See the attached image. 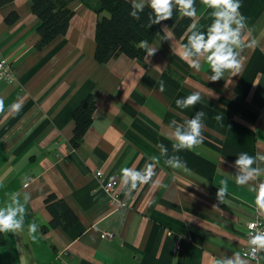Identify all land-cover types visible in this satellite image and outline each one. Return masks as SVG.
Wrapping results in <instances>:
<instances>
[{
  "label": "crops",
  "instance_id": "obj_1",
  "mask_svg": "<svg viewBox=\"0 0 264 264\" xmlns=\"http://www.w3.org/2000/svg\"><path fill=\"white\" fill-rule=\"evenodd\" d=\"M93 2L69 0L73 15L66 34L40 50L35 48L40 21L31 1L0 7V59L14 73L12 81L0 83V207L18 198L26 208L23 230L3 232L8 251L19 264H214V258L236 253L251 264L242 251L247 222L264 217L251 190L259 181L242 187L231 178L242 152L258 155L254 167L264 169V0H240L251 31L238 50L242 67L216 82L209 81L206 57H199V69L180 57L189 28L181 37L168 40L164 34L147 44L142 61L120 55L96 63L99 16ZM195 7L192 22L206 31L211 10L201 0ZM12 11L18 18L8 25L4 19ZM194 92L202 97L195 106L177 108V99ZM89 95L96 109L73 149L72 114ZM197 111L205 113L202 144L173 152L176 126ZM152 156L160 160L152 180L126 196L120 170L141 171ZM172 156L186 162L191 174L165 165ZM224 178L228 192L218 203ZM110 181L108 195L103 185ZM48 194L76 215L68 230L41 231L51 218L44 206ZM32 222L39 226L35 234L28 231Z\"/></svg>",
  "mask_w": 264,
  "mask_h": 264
},
{
  "label": "clouds",
  "instance_id": "obj_2",
  "mask_svg": "<svg viewBox=\"0 0 264 264\" xmlns=\"http://www.w3.org/2000/svg\"><path fill=\"white\" fill-rule=\"evenodd\" d=\"M210 11L212 23L207 27L206 31H201L197 24L193 22L189 25L191 35L187 37V43L181 44L182 53L180 57L187 61L191 59L190 67L199 69L201 63L200 56L206 57V62L212 72L209 77L210 82H216L224 78L226 73L238 72L241 67V59L239 49L244 46L245 40L251 36V31L247 28L246 17L243 16L239 9L241 7L240 0H201ZM145 5L151 10V16L148 17L146 27L160 24L172 18V8L176 7L182 17L192 19L197 16L195 0H132L131 11L129 15L139 20V13L144 11ZM155 17L153 19L152 17ZM161 31L165 34V39L174 38V33L167 25ZM156 50H153L152 55ZM165 85L160 82L159 91L164 92ZM199 92H194L184 99L175 101L177 108L185 109L195 106L200 100ZM15 109H19L20 105H13ZM4 111L3 100L0 99V112ZM205 113L197 111L196 114L182 125H177L172 144L173 152H181L183 150L193 151L203 142L202 131L204 128L203 118ZM221 117H217L220 119ZM174 124L175 121H172ZM162 154H166V150L161 148ZM258 156V155H257ZM257 156H251L246 152L240 153L232 167L237 169V174L232 177V181L238 186H249L250 181L258 180L251 190L256 193L255 203L259 209H264V180H260L264 176V169L254 167ZM152 162L146 163L144 169L136 171L133 168L124 167L120 170L122 183L126 186L125 195L131 196L132 192L138 189L139 185L147 184L155 175L157 165L160 164L158 157L149 158ZM264 159V157H261ZM164 164L173 170H178L186 174H191L179 156H172L164 161ZM206 183V182H205ZM229 179L220 180V187L216 192L218 203H223L228 192ZM15 205V206H13ZM26 208L17 198L14 199L12 205L0 207V232L21 231L24 228ZM38 225L32 222L28 225V231L35 234L38 231ZM258 224L256 222L250 225V228L256 230ZM249 247L251 255L256 259H264V231H253L251 235ZM214 264H246L244 258L239 253L234 254L233 258L217 259L214 258Z\"/></svg>",
  "mask_w": 264,
  "mask_h": 264
},
{
  "label": "trees",
  "instance_id": "obj_3",
  "mask_svg": "<svg viewBox=\"0 0 264 264\" xmlns=\"http://www.w3.org/2000/svg\"><path fill=\"white\" fill-rule=\"evenodd\" d=\"M11 0H0V7ZM31 11L39 19L37 26L39 40L35 48L46 47L57 36L65 35L73 12L68 9L69 0H30ZM85 4L89 1L82 0ZM93 5V6H92ZM92 10L99 16L95 25L96 63L104 64L120 55L142 61L146 53V45L161 39L164 25L173 28L174 35L181 37L189 28L193 19L182 17L176 7L172 8V18L160 24L146 27L151 10L145 5L144 11L139 13V20L133 19L129 12L131 3L127 0H95ZM18 18L16 12H10L4 19L6 24H13ZM155 19V17H152ZM1 60V59H0ZM4 81H1L2 83ZM96 104L92 95L87 96L72 114L73 130L69 144L73 149L79 147L83 136L88 130ZM45 209L50 214V221L41 231L46 233L51 228H61L64 231L77 222V217L67 204L55 194H48L44 198ZM5 243L4 233L0 232V245Z\"/></svg>",
  "mask_w": 264,
  "mask_h": 264
},
{
  "label": "built area",
  "instance_id": "obj_4",
  "mask_svg": "<svg viewBox=\"0 0 264 264\" xmlns=\"http://www.w3.org/2000/svg\"><path fill=\"white\" fill-rule=\"evenodd\" d=\"M13 79L14 78L11 73L9 65L4 60H1L0 61V81H12ZM112 187H113V181L107 182L103 185V189L106 193H108V195L110 194ZM112 201L114 202L113 198H112ZM254 222L258 224V227L256 230H253L250 228V225ZM245 230H246L245 237L247 241V246L243 249L242 255L246 259H248L251 262V264H262V259L253 258V256L251 255V249L249 247V242H250L251 235L253 234V231H264V217L259 215L253 220L247 222L245 226ZM103 237L107 239H111L113 237V234L105 233ZM260 255H264V253H261Z\"/></svg>",
  "mask_w": 264,
  "mask_h": 264
},
{
  "label": "rangeland",
  "instance_id": "obj_5",
  "mask_svg": "<svg viewBox=\"0 0 264 264\" xmlns=\"http://www.w3.org/2000/svg\"><path fill=\"white\" fill-rule=\"evenodd\" d=\"M27 185V184H25ZM18 257L12 256L5 244L0 245V264H19Z\"/></svg>",
  "mask_w": 264,
  "mask_h": 264
},
{
  "label": "bare ground",
  "instance_id": "obj_6",
  "mask_svg": "<svg viewBox=\"0 0 264 264\" xmlns=\"http://www.w3.org/2000/svg\"><path fill=\"white\" fill-rule=\"evenodd\" d=\"M1 60H4V59H1ZM0 60V61H1ZM8 65H9V67H10V70H11V73H12V75H13V78H14V73H13V70H12V68H11V65H10V63L8 62V61H6V60H4ZM1 82V81H0ZM4 82H10V81H4ZM245 232H246V230H245Z\"/></svg>",
  "mask_w": 264,
  "mask_h": 264
}]
</instances>
